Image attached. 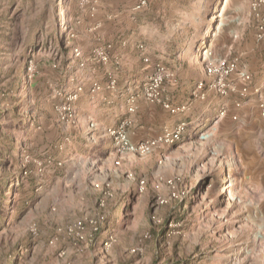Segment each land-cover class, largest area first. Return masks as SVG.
Instances as JSON below:
<instances>
[{
    "label": "rangeland",
    "instance_id": "374dc122",
    "mask_svg": "<svg viewBox=\"0 0 264 264\" xmlns=\"http://www.w3.org/2000/svg\"><path fill=\"white\" fill-rule=\"evenodd\" d=\"M251 2L0 0V264H264Z\"/></svg>",
    "mask_w": 264,
    "mask_h": 264
},
{
    "label": "built area",
    "instance_id": "2783aa9c",
    "mask_svg": "<svg viewBox=\"0 0 264 264\" xmlns=\"http://www.w3.org/2000/svg\"><path fill=\"white\" fill-rule=\"evenodd\" d=\"M147 6V0H139V4L138 6L134 9L135 11H139L142 8ZM251 6H252V10L254 12H258L261 11L264 8V0H252L251 2ZM256 37L257 40H264V15L262 18V21L260 22V24L257 27V31H256ZM141 48H143L141 46ZM105 53H101V59H103L104 61L107 60V57L104 55ZM82 55L81 51L79 49H74L73 50V56H75L76 58H80ZM218 69L224 71V74L229 75L232 72H234L235 70V66L230 65L227 61H222L219 64ZM217 69H210V72H217ZM238 79L240 81H242V87L240 90V94L241 96L244 98L243 100H245L247 97H249L250 95H259V87L257 88H251L250 83L252 81V77L250 76L249 73H247L246 71H241L238 75ZM224 79H221L217 85L220 88H225V85L222 84ZM156 83H158V81H156ZM114 84V82L112 83ZM231 88V87H230ZM229 88V90H230ZM232 91H235V88L231 89ZM82 89H79V92H81ZM101 91V87H99L98 85H94L92 87V94L95 95L97 93H99ZM79 92L73 94L70 96V101H74L78 99L79 96ZM227 91H222L223 94H226ZM241 104H238V106H240ZM131 111H133L132 109H130ZM260 110H261V114L262 116H264V101L262 102V104L260 105ZM226 114L225 112H221L220 118L224 117ZM236 119V117H235ZM186 124L182 123L180 125H178L174 130L172 131H166L162 136H160L157 140L153 141L152 143L148 142V143H144L138 146H133L127 139L126 135H124L123 133L116 131V130H109V134L114 137L116 144L119 148L120 151L122 152H138L141 154H146L147 152H149L152 148H154L155 146H157L158 144L164 143V144H173L175 142H178L182 139V137L184 136V134L186 133ZM79 227H81L80 229H82V225H79ZM97 230V229H96ZM112 237L108 238L107 240H105L103 243L104 248L108 247L110 244H112ZM51 243H54V241H52ZM100 247H102L100 245ZM103 248V247H102Z\"/></svg>",
    "mask_w": 264,
    "mask_h": 264
},
{
    "label": "trees",
    "instance_id": "16d2710c",
    "mask_svg": "<svg viewBox=\"0 0 264 264\" xmlns=\"http://www.w3.org/2000/svg\"><path fill=\"white\" fill-rule=\"evenodd\" d=\"M0 197H2L3 198V195L0 193ZM100 245L104 248V245H103V243H100ZM176 264H182V263H176Z\"/></svg>",
    "mask_w": 264,
    "mask_h": 264
},
{
    "label": "crops",
    "instance_id": "0c3cea01",
    "mask_svg": "<svg viewBox=\"0 0 264 264\" xmlns=\"http://www.w3.org/2000/svg\"><path fill=\"white\" fill-rule=\"evenodd\" d=\"M253 88V87H252Z\"/></svg>",
    "mask_w": 264,
    "mask_h": 264
}]
</instances>
